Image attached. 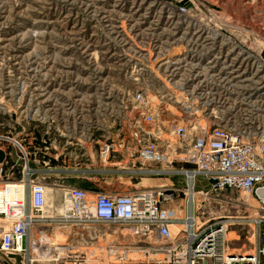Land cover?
<instances>
[{"label": "rangeland", "instance_id": "374dc122", "mask_svg": "<svg viewBox=\"0 0 264 264\" xmlns=\"http://www.w3.org/2000/svg\"><path fill=\"white\" fill-rule=\"evenodd\" d=\"M178 3L188 7V16L170 9V4ZM188 23L199 25L200 32L193 34L195 29L186 27ZM212 42H222L220 52ZM215 53L221 57L215 58ZM174 67H180L188 80L183 99L196 106L198 112L193 115L179 108L167 88V73ZM245 68L248 70L242 71ZM218 74L221 82L216 81ZM201 78L210 89L203 95L193 87ZM248 84L262 96L252 97L256 109L245 97L250 95ZM138 90L147 97L161 138H170V128L182 121H205L211 127L242 122L258 142L264 131V0H0V149L11 144L0 183L2 177L8 179L7 184L19 186V180L32 173V179L47 187L46 219L32 228L33 264H83L93 251L107 264H172L166 248L143 233H123L125 228L118 223L89 220L79 225L65 218L60 186L84 188L91 195L100 191L143 193L162 185L182 189L187 179L180 171L190 165L151 162L143 168L177 172L146 176L148 170L129 171V159L115 152L106 158L101 152H56L54 160L27 152L30 171L24 169L22 153L13 141L2 138L9 136L25 146L43 132H87L114 150L117 142L131 140V126L142 117L143 106L134 99ZM123 137L126 139L117 141ZM43 159L56 173L38 170ZM201 180L194 206L198 220L203 223L216 216H232L227 225V233L234 231L227 234L229 247L235 252H252L254 220L264 213L245 209L244 194L230 189L213 191ZM173 193L172 202L161 200L160 205L175 209L170 213L176 218H184L186 195ZM37 227L47 229L48 239H42ZM53 241L73 249L59 256L48 248ZM0 264H23V258L0 253Z\"/></svg>", "mask_w": 264, "mask_h": 264}, {"label": "built area", "instance_id": "2783aa9c", "mask_svg": "<svg viewBox=\"0 0 264 264\" xmlns=\"http://www.w3.org/2000/svg\"><path fill=\"white\" fill-rule=\"evenodd\" d=\"M169 6L172 11H176L182 16L186 17L190 13L185 4H170ZM186 25V27L195 29L193 34L200 32L199 25L196 23ZM211 40H216V38ZM212 44L218 47V52L223 48L222 42H218V44L212 42ZM198 54L206 55L204 52H198ZM225 55L227 54L225 53ZM214 57L220 58V53H215ZM244 59L248 60V57ZM179 68L174 67L167 73L170 85L167 84V88L171 90L169 92L173 93L174 100L181 108L184 100L187 101L185 98L183 99V92L188 90L189 86L188 80L183 77V73L179 72ZM246 70L248 69L245 68L242 71ZM230 72L231 70L225 73L220 72V74L222 73L221 75L224 76ZM177 73L180 75L175 79ZM220 74L216 81L221 82ZM193 87L195 92L200 95L210 91L207 81L203 78L193 84ZM146 98L143 90H138L135 94V101L138 102V105L143 106L139 111L142 117L131 126L129 134L131 140H127L126 143H116L117 148L122 147L127 152L115 153L123 159H129L131 166L128 170L131 172L155 170L143 168L151 162L161 165H172L174 162L188 164L191 166L189 169L180 171L184 174L187 173V175L185 174L186 187L182 189L173 185L155 187L153 190L143 193L100 191L91 195L84 188L61 185L60 187L64 190V202L68 199L71 206V210H68V216L65 218H72L80 223L79 225L87 224V221L92 220L127 226L130 233H143L148 238L152 237L153 241H156L155 243L161 245V248H166L167 258L171 259L172 264H264V227L261 226L264 225V215L256 217L254 220L257 222V233L253 251L235 252L234 250V252H230L226 233L227 225L232 222V216H216L201 223L195 215V210L192 215L189 214L191 210L190 195L188 194L190 183L191 190L198 192L196 189L198 182L203 179L208 182L213 191L230 189L244 194L245 209L255 208L258 212L264 213V131L261 132L257 142L254 139V133L246 130L247 127L241 124L242 122H227L224 125L211 127L205 121L201 124L197 121L188 123L182 121L170 128V138H161L158 121L155 114L149 111L151 107ZM248 128L253 129L252 127ZM2 138L8 142L13 141L12 145L22 153V158L25 161L24 169L29 168L28 144L24 146L17 139L9 136ZM8 145L10 147L11 144ZM9 147H1L6 156L4 162L8 159ZM111 150L112 145L104 142L100 146L99 152L104 157V154L106 153L108 156ZM4 162L0 163V174H2ZM134 166H137V169L133 168ZM29 170L32 171L31 168ZM160 171H169V169H160ZM170 171L177 172L172 169ZM31 174L28 173L19 180H23L25 184L28 182V184L25 185L18 198L10 202L0 197V216L10 218L5 230H0V253L21 254L23 264H33L36 260L30 257L31 252L34 251L35 242L29 238V234L30 231L32 233V228L34 229L38 221L46 219L43 210L46 185L42 181L32 179ZM1 180L3 182L0 183V188L7 189L8 179L4 180L1 177ZM156 190H161V194L158 197L151 195L154 202L145 200L148 193H156ZM167 191L169 192L167 193ZM174 191L185 193L188 203L185 217L179 220H175L176 216L170 213L171 209L160 205L161 200L172 202ZM140 195L144 196L138 200ZM250 201L256 205H250ZM90 207H92V211L89 210ZM172 221L179 227L174 233L169 229ZM37 229V233L44 240L47 229L44 227H37ZM48 248L50 249L49 246Z\"/></svg>", "mask_w": 264, "mask_h": 264}, {"label": "bare ground", "instance_id": "6f19581e", "mask_svg": "<svg viewBox=\"0 0 264 264\" xmlns=\"http://www.w3.org/2000/svg\"><path fill=\"white\" fill-rule=\"evenodd\" d=\"M213 37V36H212ZM214 38V37H213ZM248 86H249V89L248 90H250V95H248L247 97H246V99L248 100V99H250V100H248V103H249V105H250V107H253V106H255V104H254V102L255 101H253V99H252V97H254L255 96V98L256 99H259V98H262V96H260V95H257V93H255L256 91H254V89H253V87L251 86V85H249L248 84ZM257 95V96H256ZM207 102H212V99H210V101H207ZM181 106H183V107H181V109H182V111L185 113V114H187V115H193L194 113H197L198 111L196 110L197 108H196V106L195 105H193L192 103H190V102H187V101H185L184 100V102H183V105H181ZM254 109H256L255 107H253ZM252 108V110H254ZM107 156V154L105 153L104 154V157H106ZM170 171V170H169ZM139 172H141L140 170H139ZM143 172V171H142ZM145 172V171H144ZM170 172H172V173H169V174H167V176H173V174L175 175V173L173 172V171H170ZM153 173V174H152ZM161 173H160V170L159 171H155V170H150V171H147V173H145V175L146 176H152V175H160ZM185 174L187 175V173L185 172ZM188 177H190V175H188ZM26 180V179H25ZM19 183H21L22 185H19V186H16V185H18V183H15V184H13V185H11V184H7V189H0V197H3V199H7V200H9L10 202H12L15 198H18L19 196H18V194H20L21 193V189H20V186L22 187V191L24 190V188H25V185H27L28 184V182H26V184H25V182H23V180L22 181H19ZM170 183L171 184H173V181H170ZM192 185H194V183L192 182ZM164 185H162V186H157V187H163ZM165 186H172V185H165ZM156 187V186H155ZM46 189H47V187H46ZM161 190H156V193H148L147 194V196H146V199L145 200H149V201H151V202H154V200H153V198H152V196L151 195H155L156 197H158V195L159 194H161V192H160ZM201 192H193L192 190H191V183H190V188H188V194L190 195V212H189V214L190 215H192L193 214V211H194V206H195V204H196V200H198V198H199V194H200ZM6 195H8V197H13V198H7L6 197ZM45 195H46V191H45ZM202 195L204 196V198L206 199V198H208V197H206V193H202ZM141 196H144V195H140L139 197H138V200L140 199V198H142ZM155 197V198H156ZM44 198H45V196H44ZM154 198V199H155ZM67 199V198H66ZM48 202V201H47ZM45 203H46V201H45ZM44 203V204H45ZM139 205V204H138ZM62 206H63V215H65V217H67L68 216V210H71V206H70V203H69V201H68V199L67 200H65V202L62 204ZM46 209V206L44 205L43 206V210H45ZM89 210L90 211H92V207H90L89 208ZM172 211H170V212H173V211H175V209L173 210V209H171ZM0 219H2V222H3V226H4V229L3 230H5V228L7 227V225H8V220H10V218L9 217H2V216H0ZM175 220H179V218H175ZM175 220H174V222H175ZM173 222V221H172ZM171 223L170 225H169V229H170V231L172 232V233H174V232H176L177 230H178V225H176L175 223ZM255 224H256V227H255V231H254V236H255V234L257 233V222L255 221ZM262 226V225H261ZM123 228H125V229H123L122 231H123V233L128 229V227L127 226H123ZM229 234L230 233H234V231H229L228 232ZM228 233H226V238H228ZM47 234V233H46ZM45 234V235H46ZM45 235H44V238H45ZM54 236V235H53ZM29 238L30 239H32V233H31V231H30V234H29ZM251 238H253V236L251 237ZM46 239H48V238H46ZM45 239V240H46ZM44 240V241H45ZM49 240H51V238L49 239ZM53 247L51 248L50 247V251H52V252H57L58 254H59V256L61 255V254H64L63 253V251H67V252H69L70 251V249L72 250L73 248L72 247H63V246H61V245H59V244H56L54 241L52 242V244H51ZM229 250H230V252H234V250H236V249H234V248H229ZM115 251V250H114ZM114 251H110L109 253L110 254H112ZM118 251V250H117ZM96 252L95 251H93L92 253H90L89 254V256L87 257V259H86V261L83 263V264H107L106 262H100L98 259H97V257H96ZM117 254V253H116ZM125 255V254H124ZM155 255H158V253H155ZM59 256L57 257V258H59ZM112 256V255H111ZM118 256V255H117ZM126 256V255H125ZM109 257V256H108ZM56 258V259H57ZM118 258V257H117ZM124 260V259H123Z\"/></svg>", "mask_w": 264, "mask_h": 264}, {"label": "crops", "instance_id": "0c3cea01", "mask_svg": "<svg viewBox=\"0 0 264 264\" xmlns=\"http://www.w3.org/2000/svg\"><path fill=\"white\" fill-rule=\"evenodd\" d=\"M96 135L92 133H75L66 135L62 132L48 133L43 132L37 136H33L28 140V152L40 154V158L48 155L53 160L57 158L56 152H99V147L102 145V139L94 138ZM126 139L125 137L117 141ZM118 143V142H117ZM111 152H124L120 148H114ZM36 161V160H35ZM43 164L38 167V170H44L48 174L56 173V168L48 166L47 159H43Z\"/></svg>", "mask_w": 264, "mask_h": 264}, {"label": "water", "instance_id": "95a60500", "mask_svg": "<svg viewBox=\"0 0 264 264\" xmlns=\"http://www.w3.org/2000/svg\"><path fill=\"white\" fill-rule=\"evenodd\" d=\"M5 158H6L5 152L0 149V163H2L5 160Z\"/></svg>", "mask_w": 264, "mask_h": 264}]
</instances>
